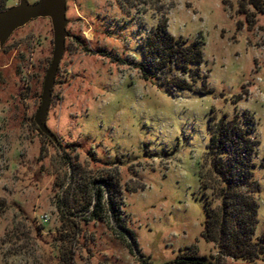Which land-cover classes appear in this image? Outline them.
<instances>
[{"label":"rangeland","instance_id":"obj_1","mask_svg":"<svg viewBox=\"0 0 264 264\" xmlns=\"http://www.w3.org/2000/svg\"><path fill=\"white\" fill-rule=\"evenodd\" d=\"M66 18L46 119L61 149L33 121L51 59L49 19L30 21L0 49V264H173L185 251L206 264H264V252L234 259L201 237L199 181L210 116L250 114L254 239L264 236V0H67ZM163 18L171 35L203 43L212 93L143 78L138 41ZM103 179L118 186L134 242L101 202L102 220L59 209L66 198L92 207Z\"/></svg>","mask_w":264,"mask_h":264},{"label":"trees","instance_id":"obj_2","mask_svg":"<svg viewBox=\"0 0 264 264\" xmlns=\"http://www.w3.org/2000/svg\"><path fill=\"white\" fill-rule=\"evenodd\" d=\"M4 8V3L0 0V9ZM74 38L79 41L78 37ZM202 45L200 39L187 41L181 36L171 35L167 30L166 19H160L138 41L143 61L137 67L144 79L161 81L171 91L187 90L201 95L212 93L207 75L200 68ZM207 126L208 141L199 171L200 188L206 196L201 237L206 242L213 243L221 255L255 261L264 252V236L254 239L259 208L255 195L259 184L253 177V157L258 145L251 136L254 119L247 113H236L232 117L226 114L220 117L212 115ZM102 182L104 189H97L91 194L94 199L98 193L97 203L94 201L92 207L89 201L76 208L66 198L65 201H60L59 209L70 215H91L92 219L102 220L96 214L101 202L107 218L112 219L118 230H125L131 242H134L120 217L118 186L107 179ZM208 191L209 195L205 193ZM214 201H218L216 206H212ZM116 234L120 235L121 232L116 231ZM172 262L206 264L204 256L193 255L189 251L178 254Z\"/></svg>","mask_w":264,"mask_h":264},{"label":"water","instance_id":"obj_3","mask_svg":"<svg viewBox=\"0 0 264 264\" xmlns=\"http://www.w3.org/2000/svg\"><path fill=\"white\" fill-rule=\"evenodd\" d=\"M67 0H37L30 3L28 0H18L16 5L0 9V49L11 35L36 18H47L52 29V51L48 68L45 71L40 98V104L34 113L33 121L37 129L45 135L58 149L61 142L55 132L46 123L51 100L52 88L59 63L65 52V40L70 37L66 27L69 20L66 18Z\"/></svg>","mask_w":264,"mask_h":264},{"label":"flooded vegetation","instance_id":"obj_4","mask_svg":"<svg viewBox=\"0 0 264 264\" xmlns=\"http://www.w3.org/2000/svg\"><path fill=\"white\" fill-rule=\"evenodd\" d=\"M18 2V1H17Z\"/></svg>","mask_w":264,"mask_h":264}]
</instances>
